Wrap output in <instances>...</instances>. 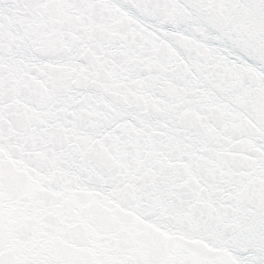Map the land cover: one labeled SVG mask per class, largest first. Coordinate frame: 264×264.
Instances as JSON below:
<instances>
[{
	"label": "snow or ice",
	"instance_id": "snow-or-ice-1",
	"mask_svg": "<svg viewBox=\"0 0 264 264\" xmlns=\"http://www.w3.org/2000/svg\"><path fill=\"white\" fill-rule=\"evenodd\" d=\"M0 264H264V0H0Z\"/></svg>",
	"mask_w": 264,
	"mask_h": 264
}]
</instances>
